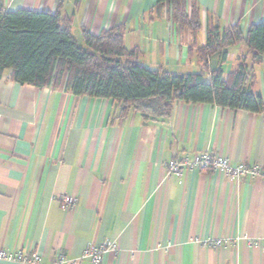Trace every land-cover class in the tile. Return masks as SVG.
<instances>
[{
  "label": "crops",
  "instance_id": "crops-1",
  "mask_svg": "<svg viewBox=\"0 0 264 264\" xmlns=\"http://www.w3.org/2000/svg\"><path fill=\"white\" fill-rule=\"evenodd\" d=\"M202 27L195 36L154 14L156 0H0L6 10L60 11L82 31L98 34L118 24L139 61L174 73L198 72L207 28L239 24L244 31L264 19V0H194ZM191 11L192 0H187ZM224 75L247 48H228ZM219 54L208 58V69ZM251 91L264 102V61L253 63ZM262 111V110H261ZM261 111L206 102L177 101L168 118L125 117L111 98L75 95L59 86L21 84L0 77V249L38 252L43 264L57 254L81 258L89 244L116 243L100 264H264V118ZM210 150L235 165H257L261 175L234 179L220 170L166 163ZM77 198L71 209L61 198ZM234 238V245L204 244ZM0 264H16L0 260Z\"/></svg>",
  "mask_w": 264,
  "mask_h": 264
},
{
  "label": "trees",
  "instance_id": "trees-1",
  "mask_svg": "<svg viewBox=\"0 0 264 264\" xmlns=\"http://www.w3.org/2000/svg\"><path fill=\"white\" fill-rule=\"evenodd\" d=\"M156 0L154 14L166 12L168 21L189 29L195 36L202 27L201 8L192 0ZM125 27L118 24L98 34L82 31L81 41L72 31V21L60 11H36L0 7V77L11 70V77L37 86H59L75 95L111 98L118 116L133 109L145 120L168 118L175 102H206L231 109L261 111L260 94L251 91L256 75L249 66L264 61V19L244 33L239 24L226 28L208 27L207 41L199 46L203 61L198 72L174 73L151 68L139 61L137 46L124 42ZM243 42V54L235 69L224 75L228 48ZM219 54L218 65L209 70L208 58Z\"/></svg>",
  "mask_w": 264,
  "mask_h": 264
},
{
  "label": "built area",
  "instance_id": "built-area-1",
  "mask_svg": "<svg viewBox=\"0 0 264 264\" xmlns=\"http://www.w3.org/2000/svg\"><path fill=\"white\" fill-rule=\"evenodd\" d=\"M264 118V108L261 111ZM167 173L169 175L181 176L184 169H199V170H220L224 174L234 179H241L244 177H253L261 175L263 170L257 165H247L244 162L232 165L229 158L222 154H214L207 150L194 159L184 157L181 159L173 158L166 163ZM62 207L65 209L73 208L77 203V198L71 195H64L62 198ZM236 240L234 238H208L204 240V244L212 246H227L234 245ZM248 244L254 247H261L264 249V240L248 238ZM116 243L113 240H105L99 244H89L84 248L81 258H88L94 264H100L105 253L108 250H115ZM0 260L12 262L16 264H43L41 256L38 252H26L23 250L8 251L0 249ZM53 264H77V258H67L64 253H59L56 256Z\"/></svg>",
  "mask_w": 264,
  "mask_h": 264
}]
</instances>
